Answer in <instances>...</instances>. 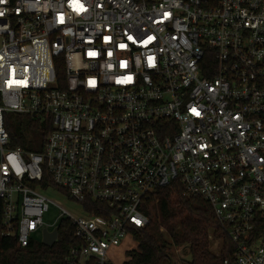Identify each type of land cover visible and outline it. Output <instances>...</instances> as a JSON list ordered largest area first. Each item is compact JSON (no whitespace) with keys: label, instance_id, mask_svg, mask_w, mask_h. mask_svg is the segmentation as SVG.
<instances>
[{"label":"built area","instance_id":"built-area-1","mask_svg":"<svg viewBox=\"0 0 264 264\" xmlns=\"http://www.w3.org/2000/svg\"><path fill=\"white\" fill-rule=\"evenodd\" d=\"M0 13L3 237L28 248L67 220L65 264H117L129 228L149 224L143 204L178 181L212 206L233 246L223 264H264V0H0ZM8 114L43 123L42 152L12 147ZM53 189L84 216L57 205L48 225Z\"/></svg>","mask_w":264,"mask_h":264},{"label":"trees","instance_id":"trees-1","mask_svg":"<svg viewBox=\"0 0 264 264\" xmlns=\"http://www.w3.org/2000/svg\"><path fill=\"white\" fill-rule=\"evenodd\" d=\"M6 122L12 147L42 152L48 131L40 120L8 114ZM85 205L90 213L102 214L101 203L87 200ZM142 210L149 224L129 228L138 248L126 253L124 264H176L174 249L179 247H188L190 253V259L182 260V264H223L226 259L232 260L233 246L220 232L212 206L202 197L190 194L180 182L157 190ZM2 228L0 218V264H65L70 249L78 245L74 226L67 220L58 226L59 239L52 247L31 243L23 249L16 237H3ZM212 234L221 241L219 255L210 250Z\"/></svg>","mask_w":264,"mask_h":264},{"label":"rangeland","instance_id":"rangeland-1","mask_svg":"<svg viewBox=\"0 0 264 264\" xmlns=\"http://www.w3.org/2000/svg\"><path fill=\"white\" fill-rule=\"evenodd\" d=\"M46 196L51 201L50 211L45 216V222L48 225H53L56 221H59L61 219L63 210H61L58 206H60L68 213V215H71L74 218H80L84 216L82 206L80 203L68 199V197L61 195L58 191L54 189L49 190L46 193ZM61 222L62 221H60V223ZM209 240H210V250L216 255L219 254L222 248L221 241L219 239H216L213 236V234L209 237ZM34 241L37 246L43 242V237L41 232H38L35 235ZM137 248L138 245L134 240L128 239L127 241H125L116 253L115 259L117 264H123L126 261V256H127L126 253L130 251H136ZM189 259H190V253L188 247H181V248L179 247L174 249V259H173L174 263L182 264V260H189Z\"/></svg>","mask_w":264,"mask_h":264},{"label":"water","instance_id":"water-1","mask_svg":"<svg viewBox=\"0 0 264 264\" xmlns=\"http://www.w3.org/2000/svg\"><path fill=\"white\" fill-rule=\"evenodd\" d=\"M58 229H54L52 232H49L47 229L43 231V244L46 247H52L58 239Z\"/></svg>","mask_w":264,"mask_h":264},{"label":"snow or ice","instance_id":"snow-or-ice-1","mask_svg":"<svg viewBox=\"0 0 264 264\" xmlns=\"http://www.w3.org/2000/svg\"><path fill=\"white\" fill-rule=\"evenodd\" d=\"M0 15H2V13H0ZM92 54H94V53H90V55H92ZM90 83H93L92 81H90ZM14 159V157H9V160H13ZM137 223H139V221H137Z\"/></svg>","mask_w":264,"mask_h":264},{"label":"clouds","instance_id":"clouds-1","mask_svg":"<svg viewBox=\"0 0 264 264\" xmlns=\"http://www.w3.org/2000/svg\"><path fill=\"white\" fill-rule=\"evenodd\" d=\"M14 160V159H13ZM21 170L19 169V168H17V174H19V172H20Z\"/></svg>","mask_w":264,"mask_h":264}]
</instances>
